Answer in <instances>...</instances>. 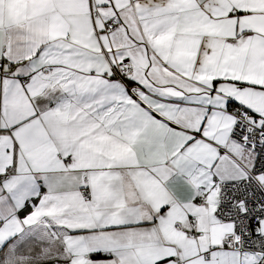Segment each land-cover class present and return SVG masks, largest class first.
<instances>
[{
    "label": "snow or ice",
    "instance_id": "6c2138e0",
    "mask_svg": "<svg viewBox=\"0 0 264 264\" xmlns=\"http://www.w3.org/2000/svg\"><path fill=\"white\" fill-rule=\"evenodd\" d=\"M0 264H264V0H0Z\"/></svg>",
    "mask_w": 264,
    "mask_h": 264
}]
</instances>
